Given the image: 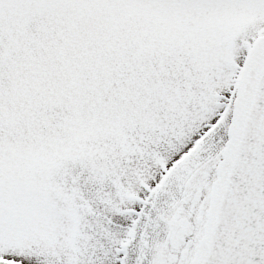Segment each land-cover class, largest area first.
<instances>
[{
  "label": "snow or ice",
  "instance_id": "1",
  "mask_svg": "<svg viewBox=\"0 0 264 264\" xmlns=\"http://www.w3.org/2000/svg\"><path fill=\"white\" fill-rule=\"evenodd\" d=\"M0 264H264V0H0Z\"/></svg>",
  "mask_w": 264,
  "mask_h": 264
}]
</instances>
